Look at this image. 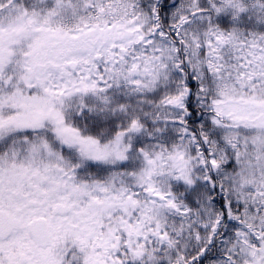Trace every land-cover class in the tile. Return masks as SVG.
Instances as JSON below:
<instances>
[{
    "label": "rangeland",
    "instance_id": "obj_1",
    "mask_svg": "<svg viewBox=\"0 0 264 264\" xmlns=\"http://www.w3.org/2000/svg\"><path fill=\"white\" fill-rule=\"evenodd\" d=\"M24 1L0 0V145H9L17 160L11 173L0 175V206L8 209L17 222L11 238L0 242V264H7L5 254H11L12 264H64L70 255L64 248L67 239L80 251L90 252L91 264L94 261L120 264L119 257L107 252L104 244L93 243L99 227L94 224L91 229L94 217L114 215L117 226L128 235L130 249L140 251L146 244V227L152 235L161 229L174 231L178 227L177 234L179 227L192 223L188 225L190 234L196 235L199 245L220 243L228 256L233 253L244 264H252L255 252L251 237L259 235L264 241V216L252 214L245 218L248 225L232 220L222 224L223 231L218 228L223 208L219 195L210 189V186L216 189V180L210 181L209 169L204 171L208 190L196 217L182 218L177 206L158 202V198L164 193L163 187L178 176V171L187 174L200 161L197 155L188 158L186 153L192 140L184 134L182 99L189 80L198 85L202 95L219 89L213 106L205 99L199 100L204 109L200 116L206 134L204 141L210 143L207 145L212 151L210 165L218 173V181L226 187H232L233 181L240 184L229 169L235 160L234 164L247 176L241 173L240 181L258 186L256 190L264 206V43H248L249 49L236 50L243 65L237 69L233 84H227L226 78L219 83L216 78L211 80L206 69L211 50L222 51L224 46L207 43L219 42L209 38L212 30L219 28L212 20L227 17L230 24L236 27L243 24L260 40L257 31L264 26V0H176L172 21L179 20L183 26L193 79L175 64V53L166 36L157 31L152 41L151 34L142 31L145 25L155 23L153 11L158 0ZM109 4L113 10L108 12L115 11L116 5L128 10L116 21L106 22L97 13ZM71 5L79 8L72 11ZM23 6L29 9L28 14L22 10ZM87 13L92 14V22ZM68 16L75 23L70 25V32L57 26L68 21ZM87 23L92 28L75 29ZM145 32L148 34L150 30ZM106 35H111L107 42ZM207 46L206 54H201ZM69 61L77 62V69L69 68L66 65ZM152 82L167 84L171 95H165L161 101L146 102L142 91ZM123 85L130 89L123 93L116 87ZM112 86L122 98L115 104L103 98ZM51 108L59 119L79 125L83 131L81 140L74 143L60 136L62 130L54 123H47L40 130L25 126L33 112ZM86 118L90 119L86 121L89 125ZM160 118L163 122L156 129L144 126L148 121L156 125L155 120ZM134 123L138 124L135 130ZM66 130L74 131L72 127ZM54 134L58 139L51 143ZM184 135L186 141H182ZM173 142V149L167 148ZM61 162L64 170L56 169ZM93 163L104 172L100 177L102 193L115 171L122 168L120 193L111 195L105 209L98 206L107 199L105 194L99 196L89 186H77L70 178V171L86 170ZM44 180L51 182L44 189H57V194L69 204L71 211L64 217H56L50 211L38 214L30 205L29 193H34ZM139 187L154 196L142 204L122 200L123 194L130 196ZM236 190L234 194L238 193ZM250 199L235 195V202L245 207H249L250 204L244 203ZM261 212L264 213V208ZM38 215L48 223L51 242L45 247H40L30 235V227ZM262 218V223H258ZM201 228L207 232L198 231ZM81 256L78 253L76 258Z\"/></svg>",
    "mask_w": 264,
    "mask_h": 264
},
{
    "label": "trees",
    "instance_id": "obj_2",
    "mask_svg": "<svg viewBox=\"0 0 264 264\" xmlns=\"http://www.w3.org/2000/svg\"><path fill=\"white\" fill-rule=\"evenodd\" d=\"M175 2L176 0H159L156 4V11L154 13L156 15L154 20L155 23H152L150 26L145 25L142 31L146 35L151 34L152 41L157 31L166 36L167 39L170 40L171 47L175 53V64L183 73H187V76L190 79H193V69L190 67V48L187 45V40L182 30L183 26L179 23V20L172 21ZM145 15L149 14L145 13ZM107 18L110 19L109 17ZM226 18L227 17L221 18V20L217 18L212 20V24H216L219 28L218 30H212L213 34L209 38L214 40L218 39L219 42L208 40L207 43H224V46L222 47V51L211 50L212 53L208 56L206 69L208 78L214 80L216 78V82L218 83L221 78H226L227 84H233L236 82L235 74L237 69L241 68L243 65L237 56L238 52L236 50L239 48L241 50L242 48L249 49L251 45L247 48L248 43H264V26L257 31L260 33L259 36L261 37L259 40V38H256V36L252 34L253 32L248 31L243 24L241 27H236L235 25L230 24L229 19ZM61 29L70 32V30H64V27ZM146 29L150 30L148 34L145 32ZM208 49L209 46H207L201 54L205 55ZM122 72L124 73V70H122ZM190 82L191 81L188 80L186 93L182 99V111L185 119L184 134H188L192 140V145L187 148L186 153L188 158H193L197 155L200 161L198 164H195L193 170H189L187 174H182L178 171V176L163 187L164 193L158 198V202H163L168 205L172 203L177 206L176 209L182 218L192 219L196 217V215L200 213L202 207L203 194L208 190L205 186L207 181L204 171L209 169L208 175L211 178L210 181L216 180V189L211 186L210 189H212L215 194L219 195V203L223 208V210H221V219L217 224L219 225L218 228H222V224L232 223L235 220L237 221L236 223L245 222V224L248 225L249 223L245 219L248 216L252 214L264 216V213L261 212L264 206L260 203L262 197L259 196V192L256 190L258 186L251 184L250 180V182L240 181L242 178L241 173L245 176L246 173L245 171L241 172L242 168L239 169L237 165L234 164L236 163L235 160L229 166V169L233 171V175L237 177L240 184L238 183L236 185L235 181H233L230 186L234 189L232 187L224 186L218 181L217 178L219 175L218 173H214L212 166L210 165L212 162V151L207 146L210 143L204 141V136H206V134L200 121V116L204 114V109L199 104V100L205 99L208 105L213 106L214 100L218 96L219 89L210 91V94L202 95L199 93L198 85ZM218 83H216L217 86ZM116 87H120L121 90H123V93L130 89L124 85ZM165 95H171L170 88L167 84L162 82L157 84L156 82H152L150 87L142 91V98L146 102L161 101L162 97ZM119 97V92L116 89H113V86L103 96L108 103L113 104L122 100V98ZM85 103L87 104V102ZM87 118L85 119V123L89 125V122L86 121H90V119ZM155 121L156 125L148 121L147 123L145 122L146 124L144 123V126H150V128L156 129L155 126L158 127L160 122H163V119L160 118ZM185 135L182 141H186ZM226 143L228 142H225V144ZM173 145L174 142L168 144L167 148L173 149ZM230 153L234 154V150L230 151ZM100 168L101 167L98 166L97 163H93L86 170L79 169L75 172L72 180L77 186H89L90 188L95 189L99 196L105 194L107 199L98 203V206L100 205L105 209L109 200L111 201V195L115 196L120 193L122 179L119 178V175L122 168L115 171L113 177L107 182V187L103 193L100 185V177L104 172H102ZM226 181L227 179L225 180V183ZM235 190L238 192L236 194L240 195V198H242V196H250V200L245 201V203L243 202L244 204H250L248 205L249 207L239 205L235 202ZM151 196H154V194L150 193L149 190H145V188L139 187L132 190L130 196L128 194H123L122 200L125 201L131 199L135 200L137 204H142L146 200H149ZM172 210H175V208ZM114 216L113 218L107 217L102 219H99L97 216L94 217L91 223V229L95 228L94 224L99 227V233L96 235V241L93 243L100 242L104 244L103 247H105L107 252H113V257L115 258L119 257L121 260L120 264H235V259L233 260V257H235L234 254L231 253L228 256V251L225 252L221 249L223 247L220 243L218 245H214L213 243L205 246L199 245L201 242L195 240L196 235L190 234L188 225H192V223L187 226L183 225L182 227H179L180 233L177 234L176 230L178 227L174 231L169 228L161 229L160 233L156 232V235L149 233V229L146 227L145 231L147 233L144 234L146 236L145 239H148V241L146 240V244L144 243V246L140 251L132 248L130 249L127 245L128 235L117 226V219ZM262 221L263 218L258 220V223L261 224ZM223 230L224 228H222V231ZM198 231L202 233L207 232L204 228H201ZM149 234H151V236L147 238ZM254 238L261 240L263 237L258 235ZM64 248L70 251V255L64 264H91L89 262L92 260L90 252L85 249L80 251L81 249H79L78 246H74L70 239L66 240ZM78 253H80V256L82 255L79 259L76 258ZM85 254L87 257H85ZM92 263L95 264V261Z\"/></svg>",
    "mask_w": 264,
    "mask_h": 264
},
{
    "label": "flooded vegetation",
    "instance_id": "obj_3",
    "mask_svg": "<svg viewBox=\"0 0 264 264\" xmlns=\"http://www.w3.org/2000/svg\"><path fill=\"white\" fill-rule=\"evenodd\" d=\"M31 3H34V2H31ZM20 5H22V4H20ZM134 5L135 4H133L132 6H134ZM21 8L25 12V14H28L29 9H27L26 6H23ZM109 8H111V7H109ZM125 10H122V8L120 6L117 7V11L120 13L121 12L124 13ZM102 13H103V15H105L107 13V10L104 9ZM89 22H92L91 18L89 19ZM91 25L92 24L87 23L85 25V28H90ZM94 27H95V25H94ZM95 30H96V28H95ZM110 36L109 35L105 36V38L107 39V40L105 39V42H107L111 38ZM40 112H42V113L40 114ZM38 114H40V115H38ZM28 122H29V124H27L25 126H32L33 128H35L37 130L42 129L47 123H54L56 125L57 129L59 128L62 130V132L59 131L60 136H63L67 140H70L71 138L66 133V128L67 127L75 128L76 130H78L77 131L78 132L77 138L75 140H70L71 142H74V143H77L78 140H81L80 137L83 135V131H81V129H79V125H77V123H68V121L65 119H59V116L54 114L53 108L33 112V117L31 116ZM136 128H137V126H135L134 129H136ZM56 139H58V135L54 134L52 137L51 143H53L54 140H56ZM16 163H17V160H16V157L14 156V153L12 152L11 147L7 144L6 145H0V175L6 174V173H11V171H13L15 169ZM58 164L59 163H56L57 166H58ZM59 167L60 168H56V169L64 170V164L62 162H61V164H59ZM1 183H2V181L0 180V185H2ZM47 183H49V184H47ZM49 185H51V182L44 180V184L38 185L39 187L36 188L34 193L30 192L28 197H27L29 200V203H30V205H32L36 209V212L38 214H40L42 212V214L44 213V215H45L46 213H48V211H50V213L54 214L56 217H64L65 215L62 214V212L61 213L56 212L57 208L60 205H64L66 207L67 206L70 207V206L68 203H65V201L61 199L60 194L59 195L57 194V189H55V188H52L50 190L44 189V187L49 186ZM32 196H34L35 199H31ZM10 205L11 204H9V206ZM43 207L46 208V211L42 210ZM66 211H68V209ZM31 213H32V211H31ZM1 214L5 215L7 217L8 222L13 226L12 232L9 236H7L6 238H2V239L0 238V242H3V241L10 239L11 236L15 233L16 227H17V222L14 220V218L12 217V215L8 209H5V208L0 206V215ZM42 218L46 219L45 217L38 215L37 218L33 221V224L37 220L42 219ZM46 222H47V220H46ZM32 225H31V227H32ZM31 227H30V231H31ZM47 230H48V223H47ZM255 244H256V246H254L255 257L252 260V264H264V241H262V242L257 241V242H255ZM258 244L260 246H258ZM40 247H44V246H40ZM58 250H59V248H57V251ZM0 259H1V257H0ZM5 259H6L7 264H12L11 263L12 262L11 254H8V255L5 254ZM236 264H244V262H241V259L239 257H237Z\"/></svg>",
    "mask_w": 264,
    "mask_h": 264
},
{
    "label": "water",
    "instance_id": "obj_4",
    "mask_svg": "<svg viewBox=\"0 0 264 264\" xmlns=\"http://www.w3.org/2000/svg\"><path fill=\"white\" fill-rule=\"evenodd\" d=\"M68 66L71 67V69L76 68V62H68ZM69 137L75 138V135L73 132L69 131ZM67 210L66 206L60 205L56 212H62L65 213ZM13 229V226L8 222L7 217L3 214L0 215V238L7 237ZM32 236L35 238L36 242L41 245H47L49 242V238L46 233V221L44 219L38 220L32 227L31 230Z\"/></svg>",
    "mask_w": 264,
    "mask_h": 264
}]
</instances>
